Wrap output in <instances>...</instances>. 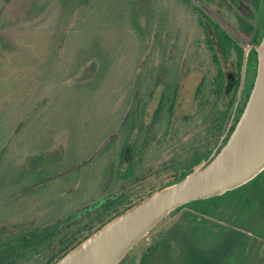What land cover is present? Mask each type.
Here are the masks:
<instances>
[{
  "label": "trees",
  "instance_id": "1",
  "mask_svg": "<svg viewBox=\"0 0 264 264\" xmlns=\"http://www.w3.org/2000/svg\"><path fill=\"white\" fill-rule=\"evenodd\" d=\"M14 1L0 3V60H11V54L19 50L33 53L38 47L34 43L24 49L8 39L4 34L8 25L34 20L48 8H57L56 25L49 47L45 48L47 58L41 62L48 72L42 75L33 105L16 122H8L12 115L10 108L16 107L9 102L11 99L5 101L0 111V201L10 197L12 201L17 196L24 202L27 197L38 195L40 188L56 176L51 171L53 162L49 161L54 156V147L44 145L43 139L32 147L35 139L28 134L45 121L41 115L54 103L50 98L51 84L64 87L68 99L78 95L82 100L96 98L99 91L106 89V79L112 70L122 65L127 47L124 39L107 44L101 36H95L92 40L82 39L75 55L70 57V35L86 25L82 13L88 11L92 0H16L18 8L13 12ZM144 1L142 7L140 0H119L120 9L112 13L119 27L129 25L135 31L138 52L133 76L138 78L132 82L134 89L127 96L130 108L120 112L122 126L118 138L114 132H108L110 140L100 153L102 169L97 176L102 192L117 187L123 190L107 197L93 212L89 211L90 218L83 217L63 227L40 228L30 224L11 231L6 229L9 221L17 219L14 224L17 226L22 224L21 218L14 214L0 217V223L5 226L0 232V264H22L50 249L52 253L46 264H54L105 223L154 192L149 190L135 198V186L161 172L168 174L158 188L180 180L211 154L226 130L237 92L225 90L223 73L215 70L219 49L210 37L207 41L203 37L213 68L207 70L195 92L198 115H185L176 121L182 64L189 71L194 59L183 57V45L178 46L175 38L178 32L174 31L171 9L165 1ZM188 1L175 0V4L182 2L185 13H191L195 28L204 33L202 17ZM141 14H145V24ZM192 43L194 47H202L199 39ZM221 45L226 51L230 43L222 40ZM158 89V104L150 122L146 123L149 103ZM199 126L204 133L194 132ZM191 132V137L186 138ZM31 156L39 158L38 161L30 162ZM47 157L48 161L44 160ZM61 161L56 160V164ZM23 209H27L26 204L20 206ZM179 213L176 221L145 249L139 260L132 250L119 264H264V170L238 188L194 200L170 216Z\"/></svg>",
  "mask_w": 264,
  "mask_h": 264
},
{
  "label": "rangeland",
  "instance_id": "2",
  "mask_svg": "<svg viewBox=\"0 0 264 264\" xmlns=\"http://www.w3.org/2000/svg\"><path fill=\"white\" fill-rule=\"evenodd\" d=\"M2 1L0 0V3ZM118 1L92 0L88 11L82 13V16L86 18L84 21L86 25L71 33L68 47L71 48L70 52L72 51L69 53L71 57L75 55L76 48L82 39L92 40L95 36H101L102 41L107 44H114L115 41L124 39L127 51L122 55L123 63L112 70L111 75L106 79L107 82L105 80L104 88L106 89L99 91L96 98L94 96L92 99L82 100L78 95L68 99L65 98L64 87L56 83L51 84L53 87L50 90V98L54 103H51L52 106H49L47 113L41 115L45 121L43 122L41 118L40 122L43 123L34 126L28 134L35 139L31 144L32 147L40 139L44 140V145L54 147L52 151L54 156L50 157L49 161L53 162L51 171L55 172L56 176L40 188L38 195L27 197L26 202H23V199L20 201L17 196H14L12 201H10L12 197L0 201V217L14 214L15 217L21 218L19 222L22 224L17 226L14 225L17 219H11L6 225L7 230L14 231L30 224L38 225L40 228L54 225L63 227L87 217V213L93 212L107 197H114L123 190L117 187L111 191L102 192L97 176V172L102 169L100 153L110 140L108 132H114L118 138L122 126L120 112L123 108H130V101L126 103L127 96L129 91L134 89L132 82L137 81L138 78L137 75L133 76L134 63H136L134 58L138 52L134 43L135 31L129 25L119 27L113 19L112 13L121 7ZM161 1H165L164 3L171 9L174 31L178 32V37L175 35V38L176 41L178 40V46L183 45L181 49L184 50L183 53L181 52L183 57L185 56L188 60L194 59L189 71L184 67V63L182 64L183 75L175 109V119L180 121L185 115H198L199 107H197L195 92L204 74L213 66L210 63L208 51H206L204 33L203 31L200 33L195 28L191 13H185L182 2L176 5L175 0ZM144 3V0H140L141 6ZM17 4L15 0L12 7L13 12L18 8ZM56 13L57 8H48L38 18L31 21L12 22V25H8L4 30L8 39L15 41L24 49L29 44H38L33 53L19 50L11 54L9 57L11 60L8 58L7 61L0 60V111L5 107L7 99H11L9 102L16 106L10 108L9 113L12 115L8 122H16L19 115L33 105L32 102L36 99L35 92L42 81V75L48 72V68L42 67L41 62L47 58L45 48L49 47L48 42L56 25ZM145 20V14H141L142 24H145ZM195 39L202 42V47L193 46L192 42ZM176 63L179 64L181 61ZM42 92L41 90L40 93ZM159 95L160 90L158 89L149 103L145 117L146 123H149L152 118ZM199 130L203 132L200 126L194 132ZM191 135L192 132L186 138H190ZM38 159L34 156L29 157L30 162H37ZM59 159H62L61 163L56 164V160ZM44 160L48 161V157ZM160 174H154L141 182L139 186H135L134 197L144 196L149 190L159 189L157 185L161 179L167 177L168 173L161 172ZM25 204L27 209L21 211L20 206ZM179 216L180 213L175 216L169 215L132 249V254H136L139 260L145 249ZM4 227L0 223V232L5 230ZM51 253L52 249L47 250L22 264H46Z\"/></svg>",
  "mask_w": 264,
  "mask_h": 264
},
{
  "label": "water",
  "instance_id": "3",
  "mask_svg": "<svg viewBox=\"0 0 264 264\" xmlns=\"http://www.w3.org/2000/svg\"><path fill=\"white\" fill-rule=\"evenodd\" d=\"M193 1L242 45H247L217 8L201 0ZM256 49L259 65L254 87L227 142L224 140L235 122L242 99L248 47L232 116L211 154L180 180L155 190L105 223L54 264H119L177 208L194 200L222 195L249 182L264 170V38Z\"/></svg>",
  "mask_w": 264,
  "mask_h": 264
},
{
  "label": "flooded vegetation",
  "instance_id": "4",
  "mask_svg": "<svg viewBox=\"0 0 264 264\" xmlns=\"http://www.w3.org/2000/svg\"><path fill=\"white\" fill-rule=\"evenodd\" d=\"M201 1L209 6L217 8L247 42L246 46L242 45L197 3H195L193 0L188 1L193 9H198L197 11L202 17L201 24L204 27L205 41H207L210 37L215 43V47H217L220 51L219 61L216 63L215 70H218L219 72L221 71L223 73L224 89L231 92H237V96L241 86L245 52L247 47L249 48L247 52L248 55L245 67L242 99L238 106L235 122L232 125L231 131L229 133L230 136L244 111L258 73L259 53L256 49V46L259 45L264 38V0ZM222 40L230 43L226 51H224L222 48ZM240 108L241 111L239 112ZM226 142L224 140V143Z\"/></svg>",
  "mask_w": 264,
  "mask_h": 264
}]
</instances>
